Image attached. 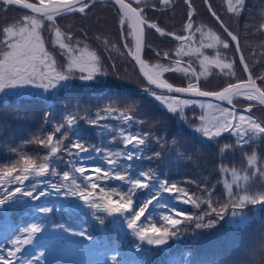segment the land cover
Wrapping results in <instances>:
<instances>
[{"label": "snow or ice", "instance_id": "6c2138e0", "mask_svg": "<svg viewBox=\"0 0 264 264\" xmlns=\"http://www.w3.org/2000/svg\"><path fill=\"white\" fill-rule=\"evenodd\" d=\"M99 4L113 12L117 43L104 34L90 38L86 30L77 34L60 26V20L88 17ZM183 4L181 28L173 31L150 19L149 12H174L180 6L175 0H0V17L13 9L24 10L19 19L6 18L0 26V106L6 107L10 98H39L44 104L40 134L29 132L24 137L43 153L22 152L16 145L22 133L0 120V156L4 157L0 212L27 209L22 225H10L0 235V264H45L53 232L56 239L73 246L95 242L84 224L54 223V211L75 214L86 207L99 225L111 218L134 238V251L141 254L139 264H149L146 256L151 248L145 245L166 252L171 242L182 240L186 233L198 235L226 218L235 227L247 226L252 218L244 209L249 205L264 211V184L256 190L253 183V178L264 180V156L246 151L264 145V118L254 115L257 108L264 112V43L259 54L249 52L251 63L244 47L247 36L264 40V10L255 22L249 21L251 30L242 37L210 0H203V5L217 30L197 23L194 0ZM224 4L231 17L239 19L245 12L252 16L246 0H224ZM150 31L175 42L174 49L155 47L148 41ZM90 39L96 47H89ZM117 60L137 70L139 90L106 83L110 77L126 78ZM237 67L243 78L236 77ZM173 75L183 78L179 85ZM213 75L223 81L214 90L202 83L210 82L208 77ZM62 92L66 100L75 101L74 110L64 105L58 114L56 100ZM149 97L159 102L162 116L190 125L188 142L173 138L164 119L140 102ZM101 99L107 102L101 105ZM188 108L200 109L190 121ZM14 116L18 121L33 119L26 111L17 110ZM89 137L99 138V143ZM117 141L121 147L106 146ZM208 150L218 158V175L208 174L199 182L170 179L172 166L200 167ZM237 155L247 165L242 171L223 163ZM144 160L160 161L168 172L157 174L134 163ZM112 180L121 183L109 184ZM193 183L195 190L188 187ZM138 190H148V195L139 198ZM178 205H191L196 211ZM108 254L107 250L101 253ZM110 258L112 264H126L115 254ZM181 264L203 262L186 257ZM217 264H264V243L255 251L237 241Z\"/></svg>", "mask_w": 264, "mask_h": 264}, {"label": "trees", "instance_id": "16d2710c", "mask_svg": "<svg viewBox=\"0 0 264 264\" xmlns=\"http://www.w3.org/2000/svg\"><path fill=\"white\" fill-rule=\"evenodd\" d=\"M180 6L176 8L174 12H169L166 15L161 13H152L149 12V18L155 19L163 27L172 29L173 31H179L181 28V23L184 19L185 6L183 0H175ZM214 8L217 10L218 14L222 16L227 24L233 30H238L240 35L243 37L251 30L252 25L249 24V21L255 22V18L259 16L262 10V5H264V0H246L249 9L252 11V16H249L247 12L243 13L239 19L231 17L230 13H227L226 5L224 0H210ZM194 4L198 9L197 23H203L208 27L217 30V25L214 20L206 12V9L203 5V0H194ZM24 14V11L13 9L7 13L6 17H0V26L3 25L6 18L19 19ZM60 26L65 29H72L77 34L81 30H86L89 32L90 38L98 34H104L109 37L113 43L118 42V32L116 28L115 21L113 19V12L110 8L106 7L104 4L97 5L88 17H80L76 15L70 19H64L59 21ZM47 35V34H46ZM248 43L244 45L245 55L249 59L250 63L253 61V58L249 55V52L255 50L257 54L262 50L260 45L264 43V40H261L258 35L247 36ZM148 41L153 44L155 47L161 51H167L174 49L175 42L171 41L169 38L160 37L159 34H154L152 31L148 34ZM96 43L90 39L89 47H96ZM209 54L211 50H207ZM231 55V53H228ZM238 59V57H237ZM117 66L120 69L122 77L125 79L116 80L110 77L106 83L112 85H123L124 87L138 89V80H137V70L133 65L128 63H122L117 60ZM198 68V65H195ZM236 77L243 78L242 73L237 67ZM172 80L176 84H180L182 77L171 76ZM206 82L202 80V83L205 87L209 89H216L223 81L218 78L217 75L208 77ZM79 84L80 82H76ZM107 91V88H105ZM115 91V89H113ZM143 95V94H142ZM139 100V97H137ZM107 101L101 99L99 103L102 105ZM146 108L150 109L153 113L157 114L158 118L164 119L166 124V132L170 133L173 138L181 140L182 142H188L190 140L189 134L191 133V127L188 123L183 122L176 118H168L162 116L163 108L156 101H153L150 97L146 101H140ZM74 100H66L65 93H61L60 97L56 100L58 114L62 110L64 105H67L69 111H73ZM246 103V102H244ZM242 110V105H238ZM19 110L20 112H28L33 119L18 121L15 119L14 113ZM95 109L93 108V111ZM44 104L39 98H10L6 107L0 106V120H7L10 126L22 133V136L16 137V145L21 149L22 152L29 155H36L37 153H43V149L40 148L37 144L27 143L24 137L31 133L40 134L39 130L41 128V122L39 117L43 115ZM187 119L190 121L194 119L195 116L199 115L200 109L188 108L185 110ZM254 115L259 118H264V112H261L259 108L254 109ZM81 126L86 128L87 125H84L83 121L80 122ZM112 123L118 124V121H113ZM140 126H137L136 130H139ZM147 130V129H145ZM92 143H99V138L89 137ZM67 143V141H65ZM107 147H121L119 141L115 144H108ZM248 154H251L252 151H256L258 155L264 156V145L253 146L251 149L246 150ZM7 155L16 157V153H8ZM84 155H88L85 153ZM4 159L3 156H0V160ZM218 158L216 154L208 150L204 156V159L200 167L196 166H187V167H176L172 166L171 171L168 172V169L160 161H135L134 163L139 164L143 169L147 170L151 168L157 174L163 170L168 172L170 179L176 181H183L185 179L199 182L201 179H207L208 174L213 176L218 175ZM225 166L236 167L237 170L242 171L247 167L246 163L241 161L239 155L235 159L231 156H228L223 161ZM63 168V165H61ZM112 185L120 184V181L112 180L108 182ZM215 184L216 181L213 180ZM253 183L256 187V190L260 189V185L264 184V180L253 178ZM189 188L195 190L196 185L189 184ZM220 187V185H217ZM139 198H145L148 195V190H138L137 193ZM167 195V194H165ZM44 198H42L43 200ZM54 200L55 197L49 198ZM41 201H36V204H39ZM155 203V201H154ZM178 207H183L190 212L196 211L191 205H178ZM261 206L249 205L244 209V213L252 218L251 222L243 227H235L231 225L227 218L225 221H222L216 228L204 230L198 235L189 232L186 233L182 240L171 242L168 247V251L162 252L158 249L152 248L151 246H146L151 248L150 253L146 256L149 264H181V262L186 258H191L196 262H203V264H217L226 254L229 253L230 248L234 249L237 241H243L249 250L258 251L260 245L264 243V211H260ZM151 210V206H149ZM27 209L20 207L16 208L7 214L0 212V235L4 233L6 228L10 225H22L24 212ZM54 223H64L68 226H75L77 224H84L89 228V231L92 232L94 236V243L89 245L87 241H81L86 247H82L91 253L92 256L96 257L103 261V264H112L111 255L115 254L118 257V260L125 261L126 264H139V259L141 254L135 253L133 245L135 240L131 237L130 234H126L125 231L120 229V227L114 224L109 218L106 220L104 225H99L95 221L89 209L82 207V210L75 214H69L66 211L56 213L55 211L51 214ZM145 216H148V213H145ZM144 220V217L141 218ZM139 223V222H138ZM56 234V233H55ZM67 235V234H65ZM69 240L76 241L80 240L78 237H68ZM60 243L73 246L65 243L62 240H59ZM78 247V246H77ZM105 250L108 251V255H101Z\"/></svg>", "mask_w": 264, "mask_h": 264}, {"label": "rangeland", "instance_id": "374dc122", "mask_svg": "<svg viewBox=\"0 0 264 264\" xmlns=\"http://www.w3.org/2000/svg\"><path fill=\"white\" fill-rule=\"evenodd\" d=\"M45 254L48 257L45 264H97V261L101 260L82 247L60 243L55 232L49 236V246Z\"/></svg>", "mask_w": 264, "mask_h": 264}, {"label": "water", "instance_id": "95a60500", "mask_svg": "<svg viewBox=\"0 0 264 264\" xmlns=\"http://www.w3.org/2000/svg\"><path fill=\"white\" fill-rule=\"evenodd\" d=\"M17 10H21V11H24V10H22V9H17Z\"/></svg>", "mask_w": 264, "mask_h": 264}]
</instances>
